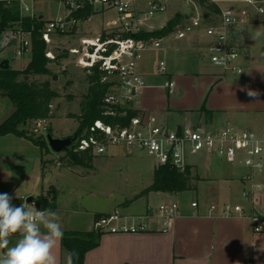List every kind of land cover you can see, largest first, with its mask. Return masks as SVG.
I'll return each instance as SVG.
<instances>
[{
	"label": "crops",
	"instance_id": "crops-1",
	"mask_svg": "<svg viewBox=\"0 0 264 264\" xmlns=\"http://www.w3.org/2000/svg\"><path fill=\"white\" fill-rule=\"evenodd\" d=\"M234 6L244 5L234 2ZM67 13L66 10L64 16ZM38 17L44 19L42 14ZM99 30L92 32L95 35ZM194 35L205 48L204 37ZM192 37L181 42L183 51L163 44L156 54L145 51L138 56L136 69L145 86L132 101L131 108L156 116L168 128L233 126L251 129L264 140V18L249 15L243 25L244 50L237 59L243 68L241 74L227 73L210 64L207 57L197 55L190 41ZM59 41L66 42L51 37L52 43ZM2 59H8L9 67L19 69L13 67L8 55L0 56ZM160 61L165 63L163 71ZM165 81L174 83L172 92L164 86ZM249 89L259 91L260 95L250 97ZM204 110L210 114L206 115ZM117 151L113 148L96 159L112 157ZM122 151L127 156L135 153ZM52 153L54 155L46 152L45 160L40 156L41 166L35 171L31 185L38 192L29 193L33 197L40 193L48 195L47 189L52 188L48 197L54 198L53 210L58 212L64 232L93 230L97 213L116 214L117 224H144V228L136 232H104L98 245L86 252L83 264H264V231L254 232L249 216L264 205V170L250 174V169L241 161H236L233 167L221 168L215 156L200 154L190 160V170L195 171L196 175H192L198 180L196 189L190 190L196 191L197 198L188 205L173 199L185 191L172 194L149 191L133 198L152 183L155 168L152 159L145 182L128 196L114 191L89 190L67 199L63 196V180L88 179L95 175L96 166L93 163L92 168L61 166L56 158L63 152ZM252 183L258 184L260 189L253 188ZM220 195H228L230 203L242 205L244 215H223L218 201ZM24 197L28 196L21 195L13 203L19 205L25 201ZM193 201L197 202L196 207L191 206ZM166 202L178 204V214L167 226L162 224L157 212V207ZM212 204L214 210L209 209ZM16 239L10 237L11 244H15ZM67 252L60 243L56 249L60 264Z\"/></svg>",
	"mask_w": 264,
	"mask_h": 264
},
{
	"label": "built area",
	"instance_id": "built-area-1",
	"mask_svg": "<svg viewBox=\"0 0 264 264\" xmlns=\"http://www.w3.org/2000/svg\"><path fill=\"white\" fill-rule=\"evenodd\" d=\"M63 1L68 12L76 9L81 2L87 1L95 13L107 10H113L115 13L114 20L108 22L109 28L117 30L115 37L97 38L95 41L92 38L80 40V43L84 44L80 62L84 67L97 66L102 74L101 81L111 83L101 99L104 115H115L119 111V116H126V110L131 108L132 101L139 96L145 86L137 73L136 59L142 52L161 48L163 37L142 38L135 37L134 34L153 31L154 29H148L150 27L148 20L155 14L165 11L169 3L175 2L177 7L195 11L190 23H186L184 28L178 31L177 36L183 37L194 28L201 29L206 40L207 60L213 66L230 74L243 72L237 59L244 50L241 31L246 19L249 15L264 18V0ZM234 2L242 3L244 6L235 7ZM211 3L218 7L217 12L206 8V5ZM221 3L228 5L223 6ZM89 20L90 17L85 22ZM79 22L72 18L67 19L66 16L47 20L41 29V37L48 43L51 34L71 32ZM10 34L18 39L16 56L30 54V33L20 27ZM70 51L73 54L79 52L76 48ZM159 66L160 70L165 69L163 61H160ZM107 79L111 81H106ZM173 84L172 81H165L164 86L172 92ZM71 145L75 150L86 151L93 157L104 156L113 148H123L128 153L140 150L153 158L155 167L169 165L179 171L190 167L191 158L200 154L218 157L229 165L241 161L250 169V174L264 170V140L251 129L233 126L208 129L181 125L180 132L177 133V128H168L156 116L145 113L131 117L126 124H110L96 119L85 128V131L75 135ZM247 178L251 180V177ZM251 186L260 189L258 184L252 183ZM191 206L196 207L197 202H191ZM209 209L214 210L215 205H210ZM157 212L162 224L167 226L170 219L178 214V204L162 203L157 207ZM221 212L225 216H243L245 213L242 205L234 203L221 204ZM249 216L253 221L254 232L264 231V205ZM116 219V214L102 216L95 221V228L110 233L136 232L144 228V224L139 223L117 224Z\"/></svg>",
	"mask_w": 264,
	"mask_h": 264
},
{
	"label": "rangeland",
	"instance_id": "rangeland-1",
	"mask_svg": "<svg viewBox=\"0 0 264 264\" xmlns=\"http://www.w3.org/2000/svg\"><path fill=\"white\" fill-rule=\"evenodd\" d=\"M0 5L4 7H12L17 9L22 16L30 15L31 18L41 19L43 24L44 19L63 18L67 10L63 0H0ZM27 9V10H25ZM100 11L94 14L87 22L80 21L78 25L68 33H53L50 36V41L45 42L44 54L49 60L47 68L48 74L29 76V79L36 81H49L50 87L55 90L59 96L51 102V118L44 121H29L22 128L27 131L28 135L33 137L42 136L45 139V134L50 132L53 136L56 134L61 137L72 136L78 127V121L75 117L80 113V101L83 94L87 91V71L84 65L80 62L82 56V48L84 44L80 43L81 38H92L94 41L97 38H113L116 34V28H109L108 22L113 21L115 13L113 10L106 12ZM179 12L182 17L178 20L171 30L163 31L162 45L173 46L177 50H182L181 42L187 37L192 36L190 41L194 46L197 55L205 56V48L200 45L194 34L203 37V33L197 28L191 32H186L183 37H178L179 30L184 28L186 23H190L195 15L193 9L177 7L175 2L169 3L167 9L163 12L155 14L148 20V29H162L166 27L169 20L176 17L175 13ZM38 14H42L43 18H39ZM104 24L101 26V23ZM105 22H107L105 24ZM101 27V28H100ZM20 28L18 22L10 21L5 23L0 32V56H7L12 61V65L18 70L26 67L30 60V54L17 57L15 54L18 39L11 36V31ZM100 29L97 34L94 31ZM93 31V32H92ZM28 37V36H26ZM53 39L57 38L66 42L59 41L52 43ZM49 45V48L47 47ZM77 49V54L71 53L70 49ZM9 50V54H8ZM157 49L149 50L153 54L157 53ZM83 57V56H82ZM102 79V74L100 73ZM21 78V76H19ZM106 81H111L107 79ZM104 82V81H103ZM12 105L7 97L0 96V122L9 116L12 112ZM82 131H85L83 129ZM117 151L112 157L96 159L94 156L92 163L96 166L95 175L88 179H73L63 180L64 198H69L73 194L85 193L89 190L114 191L122 195L128 196L134 190L145 182L150 169L153 165V158L140 150H135L132 155L123 154V148H114ZM112 150V149H111ZM110 150V151H111ZM30 140L24 137H18L13 134H6L0 137V192H8L19 197L30 196L32 190L34 194L38 189L31 187L35 171L39 170L41 163L39 158L46 159L45 152H39ZM50 155H54L51 150L46 151ZM64 152V151H63ZM95 158V159H94ZM98 158V157H97ZM59 160V158H56ZM215 162L221 168L233 167L216 157ZM38 165V167H37ZM38 168V169H37ZM155 169V168H154ZM195 174V171H191ZM66 181V182H65ZM196 180L192 181L195 184ZM52 188L47 189L48 195L52 194ZM170 193V192H169ZM172 194V193H171ZM43 196L42 193L39 194ZM37 195V196H39ZM47 195V194H45ZM36 196V195H35ZM36 196V197H37ZM34 197V198H36ZM27 197H24V200ZM196 191H185V193L177 194L173 199L183 202L186 205L190 200L196 199ZM71 201V200H69ZM219 204L230 203L231 198L228 195H220L218 197Z\"/></svg>",
	"mask_w": 264,
	"mask_h": 264
},
{
	"label": "trees",
	"instance_id": "trees-1",
	"mask_svg": "<svg viewBox=\"0 0 264 264\" xmlns=\"http://www.w3.org/2000/svg\"><path fill=\"white\" fill-rule=\"evenodd\" d=\"M206 8L214 12L218 11V7L214 4H207ZM95 14L92 5L87 1L81 2L76 9L70 10L66 14L67 19H75L78 21H85ZM176 17L169 20L166 27L153 31H144L134 34L135 37L147 38L149 36L163 37V31H169L177 24L182 17L181 13H175ZM10 21L18 22L21 29L30 33L31 49L30 60L26 67L22 70L0 68V96L7 97L12 105V112L7 118L0 122V137L6 134H13L18 137H24L30 140L37 146L41 152L50 150L46 139L42 136L33 137L27 134L22 127L29 121H40L51 118V102L59 96V94L50 87L49 81H36L29 79V76L44 75L50 71L47 68L49 60L44 54L45 41L41 37V29L44 26L40 22L41 19L31 18L29 15L22 16L17 9L12 7H4L0 5V32L5 23ZM123 36H125L123 34ZM113 47H110L112 49ZM87 71V91L83 94L80 101V113L76 115H69L75 117L78 121V127L72 136L78 135L83 129L87 128L94 120L100 119L106 123H121L126 124L129 119L138 113L136 109H127L126 116L104 115L101 107V99L108 91L111 83L102 82L100 71L97 66L85 67ZM21 76V78H19ZM206 115L210 112L204 110ZM50 133V132H48ZM91 156L86 151L75 150L73 145H70L59 157L61 166H80L83 168H92ZM197 181L198 178L192 175L190 167H186L183 171L177 170L175 167L169 165H161L155 167L153 171L152 183L135 195L133 198L149 191H160L177 193L189 190H195L196 184L192 181ZM54 198H49L48 195L37 196L34 198L36 207H48L53 209ZM127 201L126 203H128ZM106 216L105 214H95V220ZM104 232L99 228H94L91 231H65L62 247L68 252L76 250L79 253L78 258L75 259V264H83L86 252L99 243L100 237Z\"/></svg>",
	"mask_w": 264,
	"mask_h": 264
},
{
	"label": "clouds",
	"instance_id": "clouds-1",
	"mask_svg": "<svg viewBox=\"0 0 264 264\" xmlns=\"http://www.w3.org/2000/svg\"><path fill=\"white\" fill-rule=\"evenodd\" d=\"M247 94L252 98L260 95L251 89ZM14 199H18L16 193L0 192V264H60L56 249L64 229L58 212L38 209L35 201L17 205ZM13 236L17 237L15 244L10 242ZM78 256L76 250L65 253L63 264H75Z\"/></svg>",
	"mask_w": 264,
	"mask_h": 264
},
{
	"label": "water",
	"instance_id": "water-1",
	"mask_svg": "<svg viewBox=\"0 0 264 264\" xmlns=\"http://www.w3.org/2000/svg\"><path fill=\"white\" fill-rule=\"evenodd\" d=\"M8 59L0 60V68L1 69H8L9 63ZM180 132V127L177 128V133ZM75 138L74 136H65V137H55L51 133L45 134V139L48 144L49 149L54 153H61L65 151L73 142ZM26 202L31 204L34 201V197L32 195L28 196L25 199Z\"/></svg>",
	"mask_w": 264,
	"mask_h": 264
}]
</instances>
